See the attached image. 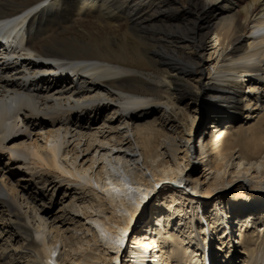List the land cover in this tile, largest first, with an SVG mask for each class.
Masks as SVG:
<instances>
[{
  "label": "bare ground",
  "instance_id": "1",
  "mask_svg": "<svg viewBox=\"0 0 264 264\" xmlns=\"http://www.w3.org/2000/svg\"><path fill=\"white\" fill-rule=\"evenodd\" d=\"M263 1L0 0V152L92 198L35 243L0 181L26 236L0 264H264Z\"/></svg>",
  "mask_w": 264,
  "mask_h": 264
},
{
  "label": "rangeland",
  "instance_id": "2",
  "mask_svg": "<svg viewBox=\"0 0 264 264\" xmlns=\"http://www.w3.org/2000/svg\"><path fill=\"white\" fill-rule=\"evenodd\" d=\"M261 3H264V1ZM233 4L234 3L223 2L220 6L222 7L226 5V7H231ZM44 70L46 69L41 68V71ZM182 83H184V80L182 79H176L175 81H173L174 86H182ZM245 86L246 83H243L241 90L245 91ZM202 104L203 103L199 105V108L201 107V110L204 111V105ZM111 113L104 114L98 117L95 124H93L91 128H98L99 131L105 130V127L109 122L108 119H110L109 117ZM208 114L209 113H207V119L211 118ZM119 115H121V113H118L116 116H114V119H116ZM244 118L245 116L243 115L241 117H238L237 123H233L231 125H234L235 128L243 125L245 123ZM46 119H44L40 125L36 124L37 127L36 125L33 126L30 123H18L17 127L20 128V131L17 133V135L20 137L18 139H14L11 143H9L8 148L20 153L21 155L28 156L31 148L34 145L40 146L42 144V141H40L41 136H45V134L54 131V128L50 125V120H48V118ZM204 128L206 127H203V129ZM207 128L202 131L203 135L204 133H206L205 136H207V134L210 132V129ZM59 134L63 135V132H59ZM70 134L72 135L73 133ZM67 139L69 140L70 138L67 137ZM197 139L198 138H196L195 140V146H197L199 142V140ZM40 151L43 152L42 149H40ZM30 168L31 165H29L28 158L26 162H23L15 159L11 155L9 150L0 152V181H3L6 187L11 191L13 197H16L19 204H21L22 214L30 217L29 227L27 226L28 228H26L24 231L29 235V240L36 243L37 238L34 234L35 230H37L36 228L39 227L38 230L42 231L41 237L44 240L48 235L49 238L53 237L52 234L50 235L52 229L51 227L58 226L59 222L62 221L65 222V224H68L66 218L71 216H78L79 213L77 212V209L78 205L81 203V198H84L85 202L90 206L92 204V198L90 197L91 195H84L79 191L70 192L69 196L67 193L63 194V191L57 190V186L52 183L50 176L42 177L39 173L35 175V171L31 170ZM40 177L41 179L44 178L45 180H47V182L44 179L41 181ZM45 184L47 185L46 190L44 189ZM78 199L80 200L78 201ZM25 203H28V206L25 205ZM30 204L34 205L33 209L29 208L31 207ZM84 204L85 203H83V205ZM0 212H2V214L0 213V257L4 256V259L7 258L8 255L5 253L7 250L6 246L7 248H10L12 250H17V253L20 255L23 254L24 251H21L20 248L24 246L26 236L23 235V231H21L20 229H16V222H13L12 217L8 216L6 212H4V210L0 209ZM155 215L156 214H154V216ZM147 218L148 217L144 215L140 219V221L137 222V224H133L131 231L136 232L141 230ZM148 220L150 221V217ZM132 241L133 236L130 235L129 238H127V244H130V242L132 243ZM56 255L57 254L53 256L56 257ZM234 263L239 264L240 261L237 260Z\"/></svg>",
  "mask_w": 264,
  "mask_h": 264
}]
</instances>
